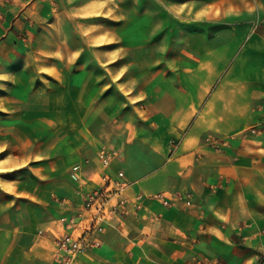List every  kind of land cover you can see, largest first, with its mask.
<instances>
[{
  "label": "crops",
  "instance_id": "obj_1",
  "mask_svg": "<svg viewBox=\"0 0 264 264\" xmlns=\"http://www.w3.org/2000/svg\"><path fill=\"white\" fill-rule=\"evenodd\" d=\"M103 147L141 207L74 264H264V0H0V264H59Z\"/></svg>",
  "mask_w": 264,
  "mask_h": 264
},
{
  "label": "built area",
  "instance_id": "obj_2",
  "mask_svg": "<svg viewBox=\"0 0 264 264\" xmlns=\"http://www.w3.org/2000/svg\"><path fill=\"white\" fill-rule=\"evenodd\" d=\"M179 143L180 139H173V148ZM117 155L115 148L103 147L99 151V169L90 176L94 187L80 191L83 202L77 213L62 217L66 231L56 239L55 259L59 264H74L79 254L100 246V235L107 224L126 213L129 205L141 207V195L136 200L126 195L129 182L125 179V172L119 171L115 177L107 170ZM90 161L91 159H86V162ZM79 167L77 165L75 168ZM155 196L162 199L166 206H171L176 200L183 198L180 194L173 196L158 193Z\"/></svg>",
  "mask_w": 264,
  "mask_h": 264
},
{
  "label": "rangeland",
  "instance_id": "obj_3",
  "mask_svg": "<svg viewBox=\"0 0 264 264\" xmlns=\"http://www.w3.org/2000/svg\"><path fill=\"white\" fill-rule=\"evenodd\" d=\"M180 22H181V24H187V25H191L190 26V28H193V27H196V28H203L204 27V24H195V25H193L192 23H189V22H187V21H182V20H180ZM227 27H225V26H218V25H210V26H207L206 27V31H207V33L210 35V37L211 38H213V39H218V38H220L219 36H217L221 31L223 32V33H226V31H227ZM229 30V29H228ZM216 35V36H215ZM214 43H217V41L216 40H214L213 41ZM174 44H176L174 41H166V42H164V41H160V40H158V39H156V37H155V39L149 44V46H148V49L150 50V51H152V52H157V51H159V52H165L166 50H168L169 48H171ZM154 60V62H156L158 59L157 58H154L153 59ZM261 259L262 260H264V254H261ZM261 264V263H260Z\"/></svg>",
  "mask_w": 264,
  "mask_h": 264
}]
</instances>
